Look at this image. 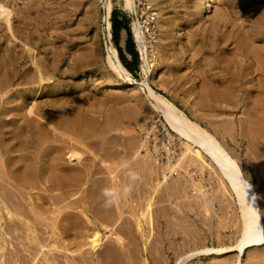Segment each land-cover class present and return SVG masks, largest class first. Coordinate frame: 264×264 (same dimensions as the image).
<instances>
[{"label": "rangeland", "instance_id": "1", "mask_svg": "<svg viewBox=\"0 0 264 264\" xmlns=\"http://www.w3.org/2000/svg\"><path fill=\"white\" fill-rule=\"evenodd\" d=\"M110 2L112 10L116 7L126 13V23L129 24L132 31L130 45L133 46L136 54V64H134L135 69L129 71L133 78L131 83L111 74L112 72L109 71L107 67L108 43L110 40L112 45L115 46V40L112 34V24L110 26L111 36L109 40H107L105 33L104 15L106 12V0H0L2 4L0 12H3L5 9L10 10L9 18L12 28L19 30L27 29L31 34L32 44L35 47H71L70 50L73 53L77 50L78 55L84 54L83 52L87 50V52L91 51L93 53L92 55L96 58V62H93L90 66L85 67L74 75L59 77L60 82L63 83L65 87L57 92L58 99H56V97L54 99L43 97L38 100L41 106L49 107V111L54 113L63 110V108H65L63 104H68L69 101L73 107H76L74 108L75 114L77 113L75 120L77 125H79L78 122L80 123V132H74V134L79 138L78 140H80V142H74L76 146H74V148L76 151L79 149V154L82 153L80 155L82 159L80 158L68 162L67 147L70 140L67 136H65L67 141L65 138H59L58 141L56 140V142L53 144L51 143V145L59 149L62 146L60 149V161L65 165L76 167V169H70L69 171H79L80 169L88 168L91 173H89L88 177L79 179L80 182L78 179H72L74 180V183L70 181L72 184L69 183L70 179L60 178H57V180L51 178L47 181L48 184L44 181L42 182L43 184H39L37 180L31 181L29 183L30 186H28L29 184L26 186L30 189L28 191L26 187L24 189L25 191L22 194L24 200H22V202L24 204L26 203L29 205L31 203L30 205H33L34 202L32 200H34L37 206L36 201L42 200L43 202L38 206L42 210L44 208V210L37 209L38 211H42V215L47 214V216L44 215V217L46 216L47 218L41 216L38 220H34L33 217H29L30 219H27V224L18 225L19 231L17 228L16 230L13 227L9 228L10 230L5 229L7 232L9 230L10 234L4 231V235L6 236L8 234V237H5L3 234L0 235V259L4 261L2 262L0 260V264H11L14 262L20 264V261L19 263L17 261L26 255L27 252L25 248L27 251L29 250V254L27 253L25 256V259L30 261L29 264H38L39 262L41 264L42 261V263L45 264H65L63 263L64 261L67 262L66 264H73V262L76 264L77 260L81 258V255H83L85 251L89 253H87L88 255L85 253L89 258L84 254L80 259L81 262L78 260L77 264L82 263L84 259L90 261L89 263L92 262L91 264H234L238 256L237 250L222 254L198 253L199 250L207 247L235 246L240 237L239 225H241V216L238 205L234 199L235 194L224 175H222L215 165L212 164L214 169H210L205 163L202 164L203 162H200V159L197 161L192 155V157L188 155L190 156L188 159L184 158L185 163H189L188 167L190 173L193 174L194 181L199 182L197 185H202L203 189L207 191L206 202H209L208 204L206 202H199L201 200H199L200 198H197L196 195V188L198 186H193L194 184L191 182L188 186L186 185V179L191 177L190 174L187 173L185 163L179 166L180 168H177V172L174 171L173 173L171 172L170 175L168 174L171 178H169L168 183L162 185L156 192L152 191L154 190L155 184L158 183V180L160 181L163 179L165 174V169L163 167L167 161L165 158L164 161L157 159V161H154L150 156H153L151 151L144 149L142 143L143 128L147 123L154 120L159 122L158 119H160V121L164 123H166V120L161 112L153 109L151 105L152 101L143 92L142 85L148 83L157 93L173 101L190 118L208 129L229 155L237 160L246 179L254 185L258 198L262 197L259 198V200L264 219V137H262V139L260 137V134L263 136L262 131L264 130V111L262 113L260 112V114L259 111H256L260 115L259 119L257 118L258 114H256V112L254 113L249 110L252 112L249 113L247 111L248 106L251 107L253 101L255 102L257 99H260L258 94H256L258 93L256 91V81L245 84L251 89H255L253 92L246 94L243 88L238 86L235 78L241 72L239 64L241 63V56H238V53L240 55V51L243 48L238 46V41L244 36V33L246 36H252L253 33H251V29L258 28L260 30V37L253 42V44L258 50L262 51L264 49V0H213L212 11L206 14H202L199 0H130L131 3L129 4H127V0H110ZM145 3H150L154 7L153 11L158 12L155 21L152 23L154 24L153 27L155 30V35L152 37L146 31L148 9H146ZM112 10L108 16L110 22ZM6 16V12L0 15V51L2 52L4 48L10 46L17 47V52H19L20 49L18 47H23V43L15 39L10 31L7 30ZM159 17L161 18L160 21H158ZM135 20L138 22L137 28H135ZM8 39H11V44L7 43ZM126 39L127 31L122 29L116 40L124 49L125 56L132 62L135 60V56L127 52ZM224 41L226 42L224 43ZM234 48L238 49L235 50ZM145 49L149 55H153V53L156 52V54H154L155 59L152 61L154 62L152 70H150L142 58V51H145ZM232 51L235 53H232ZM68 61L69 60H67V62ZM67 62L62 64L63 68L64 66L67 68ZM142 65L146 67L145 70L142 69ZM107 82L112 83V86L104 85ZM218 82L219 84H217ZM227 84L236 87H233V94L230 95L232 99L230 102H220L221 100L218 99L217 93L222 91ZM218 86L221 87L218 88ZM254 95H257L256 98ZM58 96H60V98ZM64 96L66 97L64 98ZM61 98H63L64 101L59 100ZM221 103L223 105L225 104V106ZM191 106L192 108H189ZM140 113H142L141 117H139ZM248 114H250L249 117H247ZM251 115L253 118H250ZM8 116L7 118H11V114ZM254 118H256V124H253ZM246 119H248V121L250 119L251 123ZM260 119H262V121H260ZM262 122L263 124H261ZM248 124H251L250 127ZM257 124H259V126ZM13 125L14 124H9L6 128L14 130L16 125ZM255 125H257V128H254L256 127ZM261 125L263 128H261ZM103 127H106L105 131L101 129ZM251 127H253V129ZM259 127L262 130H260ZM98 129L102 130L104 133H100L99 135L98 133L101 131H98ZM16 130H19V128ZM85 130H88V132H86L87 135H84ZM251 131L255 133L253 134ZM250 133L253 134L252 136L257 142L249 135ZM82 135H84V139ZM89 135L90 139H88ZM92 135L94 138H91ZM175 135L178 134L175 133ZM178 137L180 136L178 135ZM181 140L182 139H180V141ZM85 141H89L88 144L85 143ZM253 141L257 147L260 145L263 148L258 147V149L256 146L254 147V143H250ZM149 150H151V148ZM183 150L184 146L182 143L180 151L182 152ZM259 151L261 152L259 153ZM137 152H139V154ZM248 154L251 156L250 158ZM86 155L88 157H86ZM259 156L262 158H259ZM178 157L175 159L176 161ZM261 159L262 162H259ZM175 160L174 163H176ZM253 160L255 161L252 162ZM81 161H84L86 164L84 165ZM153 163L155 165L156 163L160 164L161 167H154ZM254 163L255 165L259 164V166H255ZM77 164H80L82 168ZM105 168L109 170L107 171ZM93 170L97 172H94V175L92 173ZM110 171L112 173L111 176V173H109ZM0 178V180L4 182H0V186L4 185L5 187L7 182L3 177ZM85 180L86 182L84 183ZM75 181L80 184L77 185V183L75 185ZM67 183L68 186H66ZM58 184L60 187H63L64 184L65 190L64 188L61 189L62 187L60 188ZM42 185L47 187L44 188ZM8 187H5V190H8ZM32 187L33 189H31ZM40 187H43L42 189H44V191L40 189ZM48 188L50 190L52 189L51 192L54 194H52ZM71 188H74V190ZM76 188L79 191L75 190ZM225 190L228 193H226ZM14 191H16V189ZM72 191L77 192L74 193ZM229 191H231V195ZM25 193L27 195L24 197ZM55 193L58 196L60 194V196L58 197ZM65 194L67 195L65 196ZM34 196L39 199L37 198L36 200ZM77 196L78 200L76 199ZM80 196L83 198V201H81L82 199ZM194 196H196L197 200H194L196 199ZM54 197L58 200L65 198V201L60 200L59 203H57L58 200ZM231 197L232 199H230ZM44 200L48 203L44 202ZM48 200H50L51 203ZM64 202L66 203L63 204ZM67 203H69V205ZM85 203L87 205V214L92 219V223L82 221L85 215L80 210ZM148 203L151 204V223L148 224L147 222L149 221L146 222L145 219L141 229L137 227L136 221L134 220L138 218L140 213L146 211ZM70 204H73V206ZM51 205L53 207H51ZM56 207L59 208L57 209ZM63 207L66 210H64ZM71 208H73L74 211L71 210ZM49 209L51 210L49 211ZM94 209L98 211L96 212ZM69 210L72 215L69 214ZM59 211L62 212L60 213ZM113 211H116V213L119 212V215L115 212L113 213ZM75 212L76 214H74ZM31 214L33 215V213ZM48 214H55L56 216H54L53 219V215L51 217ZM114 214L117 216L113 219ZM107 215L111 217H107ZM118 216H121L119 220H117ZM69 217L71 220L67 222ZM45 219L46 221L48 219L51 225L47 223ZM39 220H42V223H40ZM56 221H58V223ZM70 221L81 222L82 228L79 226L78 230V227L74 226L73 222L71 226V223L69 224ZM55 222L59 227L62 226V228L56 227L57 224L55 226ZM117 222H119L120 225L116 224ZM1 223L2 221L0 224ZM29 223L30 225L28 226ZM31 225L34 226L31 227ZM48 225L50 226L47 227ZM113 227L114 229L112 230ZM0 228L3 229L5 227ZM83 228H87L88 230L85 229L84 231ZM11 229L14 231H11ZM35 229H39L40 231H36ZM54 229L55 231H53ZM72 229H74L73 232H70ZM93 230H97L102 236L100 249L98 248L96 251H92L87 250L89 248H85L86 250H84V246H80L83 249L81 250L83 253L80 252L81 248L76 245H81L85 237ZM22 231L30 235L26 236L25 232L22 233ZM32 231L34 232L32 233ZM81 231L83 235L79 234ZM20 232L22 236L21 234L19 235ZM53 232L55 234L57 233L58 236H51ZM31 234L41 235L39 237L40 242L39 239L33 240L32 237L34 235L32 236ZM19 236H21L20 239ZM41 237L44 238L42 239ZM73 237H75V239H73ZM5 238H9L8 241ZM114 238H116V240ZM41 239H45V241L41 242ZM70 239H73V241ZM119 239L121 240L119 241ZM11 241L13 242L12 246H10ZM121 241L122 243H120ZM45 242L48 244L52 243V247H45L42 252L38 253L37 249L39 244H45ZM64 242H66V244H64ZM116 243L118 245H116ZM6 244H8L9 247ZM22 244L25 245V248L23 246L24 249H22ZM61 244L67 246L68 249L70 247L72 248L68 250L69 253L70 251L75 252L76 250L75 253L77 255L72 253L74 254L73 256L65 252L67 249L64 250L61 247H56ZM2 246H4L3 250L1 249ZM111 246L114 250L116 247L119 251H113ZM74 247L75 249H73ZM33 248L34 253L32 251ZM55 248V252L59 250L58 252L61 253V255L59 253H57L58 255L56 253L53 254ZM109 248L114 253L109 251ZM6 249L8 252L11 250L9 252L10 255H7ZM12 250L17 254L16 256ZM20 252L24 254L22 257L20 256L22 255ZM50 252L55 258L52 256L50 257ZM107 252H110V255L113 253V255H111L113 257H109ZM32 253L34 256H32ZM4 255H7V257L11 256V259L14 258V262H12L9 257L7 258L5 256V258ZM27 256H29L30 259ZM61 256H64V258ZM75 256L78 258H75ZM1 257H3V259ZM36 257L42 258V261L38 258L37 262ZM71 257L76 260L71 259ZM241 257V264H264V241L260 245L249 247ZM51 258L55 259L54 263ZM58 258L60 259L56 260ZM106 258L107 261L105 260ZM180 258H182L181 261H179ZM7 259L11 262H8ZM87 260H84L86 264L88 263ZM55 261L57 263H55ZM58 261H60V263ZM85 263L83 262L82 264Z\"/></svg>", "mask_w": 264, "mask_h": 264}, {"label": "bare ground", "instance_id": "2", "mask_svg": "<svg viewBox=\"0 0 264 264\" xmlns=\"http://www.w3.org/2000/svg\"><path fill=\"white\" fill-rule=\"evenodd\" d=\"M212 2H213V0H199V5H200V8H201L202 14H206V13L212 11ZM129 3H131L130 0H127V4H129ZM145 4H146L147 9H148L147 12H148V15H149V19H150V16H151L153 21H155L158 12L153 11L154 7L150 3H145ZM1 7H2V4L0 3V8ZM105 8H106V12H105V15H104V25H105L106 37H107V40H109V38L111 36V32H110L111 22L108 19V16H109V14H110V12L112 10V6H111L110 0H106ZM3 12L7 13V16H6L7 30L10 31V33L12 34V36L15 39H17L21 43H23V47H18L20 49L19 52H17V49H16L17 47H10V46L4 48L2 50V52L0 51V177H3L4 180L7 182V184H5V187L9 186L8 190L7 189L5 190L4 185L0 186V222L2 221V223H3V224L2 223L0 224V227H2V228L5 227L3 229L0 228V235L1 234L4 235V233L7 232V230H5V229H9L11 227H13L14 229H16V228L18 229L19 228L18 225L27 224V221H28L27 219H30L29 217H33L34 220L35 219L38 220V218H41V216H43V218H47L46 217L47 214H44V215H46L45 217H44V215H42V211L44 210V208L42 210L38 206V205L41 204V202H43L42 200L36 201L38 207L36 206L35 201L32 200V199L31 200L34 202L33 205H30L31 204L30 202H29L30 203L29 205L26 204V203L24 204L22 202V200H24L23 195H22L24 193V191H25L24 189L31 181L37 180L38 183L41 184L43 181L47 182L51 178H54L56 180H57V178H60V179H67V180L70 179L69 183L73 182L75 179H78V181L80 182L79 179L86 178V177L89 176V173H91V172H89L88 168L80 169L79 171L78 170L69 171L70 169H74V168L76 169V167L75 166L72 167L71 165H65V164H63L60 161V158H61L60 157V154H61V152H60L61 150L60 149H61L62 146L59 149V148L54 147V146L52 147V145H51V143L53 144L54 142H56V140L58 141L59 138H63V139L65 138L66 139L65 136H67L68 139L70 140L69 141V145L67 147L68 148L67 149V154L68 155L66 154L69 157L68 158V160H69L68 162H72L74 160H78V159L81 158L80 155L82 153L79 154L80 153L78 151L79 149L76 151L75 148H74L75 143L80 142V140H78L79 138H77V136L74 134V132H78V131L80 132V126H79L80 123L78 122L79 125H77V122L75 120V116H76L77 113L75 114V109L74 108H76V107H73L71 105V102L69 101L68 104H63L64 107H65V108H63V110L54 113V112H50L49 111V107L41 106L40 105L41 103L38 100H40L43 97H45L47 99H54L56 97V99H58L57 98V94H58L57 92L60 89L65 87V85L60 82L59 77H67V76H70V75H74L78 71L83 70L85 67L90 66L93 62H96L95 56L92 55L93 53L91 51L87 52V50H86V52H83L84 49L82 51L84 54H79L78 55L77 54L78 53L77 50L74 49L75 53H73L70 50L71 47H52V46L51 47H35L32 44L33 41L31 40V34H30V32L27 31V29L26 30H19V29L12 28L11 22H10V18H9L10 10L5 9ZM3 12H0V15H2ZM4 17H5V15H4ZM160 20H161V18L159 17L158 21H160ZM134 24H135V28H137V25H138L137 20L134 21ZM243 29H245V28H243ZM243 29H242V32H243ZM34 30H35V28H34ZM263 31H264V28H263ZM251 33H253L252 36L251 35L250 36H246L245 33H244V36L241 39H239L240 41H238L239 42L238 46L242 47L243 49H241V51H240L241 54L240 55L236 51L238 53V56H241V63H239L241 72L235 78L237 80L236 82H237L238 86L242 87L246 94H249V93L253 92L255 89L254 88L251 89L250 87L246 86L245 84H247L249 82L253 83V81H256V84H257L256 91L258 92L256 94H258V97L260 99H257L255 102L253 101L252 106L251 107L248 106V110L247 109L246 110L249 113H252L249 110L253 111L254 113L256 111H259V114H260V112L262 113L264 111V68H263L264 67V49L262 51L258 50V49L255 48V45L253 44V42H255L257 39H259L260 30L258 28H252L251 29ZM247 35H248V33H247ZM10 40L11 39H8V42H7L8 44L12 43ZM225 42L226 41H224V43ZM108 44H109L108 47H107L108 54H107V60H106L108 70L112 72L111 74H114L115 76L123 78L126 81H128L129 83H131L132 80H133L132 75L125 68V66L122 64V62H121V60H120V58L118 56L117 49L115 48V46L112 45L110 40H109ZM233 44H235V43H233ZM51 45H52V43H51ZM154 47H156V46H154ZM234 49L237 50L238 48H234ZM232 53H235V52L232 51ZM237 53H236V55H237ZM154 54H156V52H154L153 55H149L148 52L146 51V49H145V51H142V58L144 59L145 63L148 65L150 70H152V68L154 67V62H152L153 59H155L154 58L155 57ZM67 60H69V61L67 62ZM65 62H67L66 63L67 64V68H65V66H64V68L62 67V64H64ZM142 69L145 70L146 67L144 65H142ZM217 84H219V82ZM217 84H215V85H217ZM230 84H227L226 86H224L225 88L222 91L217 93L218 99L221 100L220 102H222V101L230 102L231 101L232 97L230 95L233 94L232 92H233L234 85H230ZM104 85L112 86V83L107 82ZM220 87L218 86V88H220ZM234 88H236V87H234ZM142 90L146 94V96L151 99V101H152L151 105H152L153 109L156 110V111L161 112V114L164 116V118L166 120V123L169 125V127L175 133H177L180 136L179 139H182L180 141L181 142V147H182V143H183V146H184V150L182 151V154L178 158L179 160H177L176 163L169 162L167 165H165V167H164L165 174H164V176L162 175L163 179L160 180V181L158 180V183L155 184V187L153 188L154 190H152V191L156 192L157 190L160 189V187H162V185L168 183L169 178H170V176H168V174L170 175L171 172L173 173L174 171H176L179 166H181V165H183V163H185L184 158L188 159V158H190L191 155L195 159H197V161L200 159V162H203L202 164L205 163V165L208 168H210V169L213 168L212 164L215 165V167L222 173V175H224V177L227 180L229 186L231 187L233 193L235 194L234 199H235V202L238 205V209H239L240 216H241V225H239L240 226V228H239L240 237L238 239L239 240L238 243L235 246L231 245V246H228V247H207V248L199 250L198 253H202V254H222V253H226V252H229V251L237 250L238 251V256H237L234 264H241L242 263L241 262L242 254L249 247L260 245L264 241V219H263V215H262V212H261V206H260V200H259V198H262V197L258 198V195H257V192H256V189H255L254 185L249 180L246 179V177L243 174L240 166L237 163V160H235L234 158H232L229 155V153L223 148V146L219 143V141L216 139V137L208 129H206L204 126L199 124L197 121H195L192 118H190L173 101H171L168 98L163 97L160 93H157L148 83H144V85H142ZM252 96H253V94H252ZM256 96L254 95L255 98H256ZM58 97L60 98V96H58ZM65 97L66 96H64V98ZM59 100L64 101L63 98H61ZM69 100H71V99H69ZM73 103H74V101H73ZM236 104H238V103H236ZM230 105H232V104H230ZM223 106H225V104ZM189 108H192V106L189 107ZM52 111H54V110H52ZM10 114H11V118H7V117H9L8 115H10ZM256 114H258V112H256ZM259 114H258V116L255 115V114L254 115L257 116V118L259 119V116H260ZM249 115L250 114H248L247 117H249ZM141 116H142V113H140L139 117H141ZM250 118H253L252 115H251ZM246 120L248 121V119H246ZM85 121H86V119H85ZM247 121H246V123H247ZM253 121H254L253 124L257 123L256 118H254ZM260 121H262V119H260ZM94 122L95 121L93 120V123ZM248 122H250V119H249ZM9 124L16 125L14 130L6 128ZM261 124H263V122ZM94 125L96 126V123H94ZM250 125H249V127H250ZM257 125L259 126V124H257ZM257 125H255L256 127H254V128H257ZM17 128H19V130H16ZM251 128L253 129V127H251ZM261 128H263L262 125H261ZM261 128H260V130H262ZM101 129H104V131H105L106 127L105 128L103 127ZM144 129H145V127L143 128V130ZM83 131H84V129H83ZM92 131H94V130H92ZM98 131H101V132L98 133L99 135H100V133H104L102 130L98 129ZM109 131H111V130H109ZM254 131H255V129H254ZM72 132H73V134H72ZM86 132H88V130L87 131L85 130V134L84 135H87ZM248 132H249V130H248ZM252 132L253 131H251V133ZM262 132H263V136L260 134L261 139H262V137H264V130ZM251 133L249 135L253 138L252 135L255 132H253V134H251ZM84 135H82L83 139H84ZM249 135H248V137H249ZM92 137H93V135L91 136V138ZM88 139H90V135H89ZM66 141H67V139H66ZM59 142H61V141H59ZM88 142L85 141V143H87V144H88ZM64 143H65V141H64ZM250 143L253 144L254 141L250 142ZM141 146H142V144H141ZM255 146H256V144L254 143V147ZM258 147H262V146L259 145ZM258 149H257V151H258ZM80 151H81V148H80ZM261 151H262V149H261ZM261 151H259V153ZM137 153L139 154V152H137ZM138 154H136V155H138ZM250 154H251V152H250ZM188 155H190V156H188ZM231 155H233V154H231ZM143 156H140V157L142 158ZM63 157H65V156H63ZM86 157H88V156L86 155ZM248 157L250 158L251 156L249 155ZM259 158H262V157L259 156ZM259 158H258V160H259ZM253 159H254V157H253ZM63 161H64V159H63ZM254 161L255 160H253L252 162H254ZM81 162L84 163V161H81ZM259 162H262V159ZM186 163H185V165H186L187 173L190 174V177H191L189 179H186V185L188 186L190 184V182H191V183L194 184L193 186H196V187L198 186L196 188L197 198H200L199 200H201V201H199V202L205 203L206 202V198H207V191L205 189H203L202 185H200V184L197 185V183H199V182L194 181V178L192 176L193 174L190 173V169L188 167L189 163L188 162H186ZM85 164L86 163H84V165ZM77 165H79V167H81L80 164H77ZM254 165H255V163H254ZM200 166H201V164H200ZM255 166H259V164L258 165L256 164ZM86 167H89V166H86ZM106 170L108 171L109 169H106ZM94 172H96V171L93 170V172H92L93 175H94ZM109 173H111V171ZM111 175H112V173L110 174V176ZM72 179H74V180H72ZM112 179H114V178H112ZM67 180H65V181H67ZM76 181H75V185L78 183V182L76 183ZM0 182L4 183L2 180H0ZM85 182H86V180L84 181V183ZM47 184H48V182H47ZM79 184L80 183H78L77 185H79ZM28 186H30V184ZM31 186H33V185H31ZM58 186H59V184H58ZM64 186L65 185L63 184V187L61 186L62 188L60 186L59 187L61 189H63ZM66 186H68V183H67ZM3 187H4V189H3ZM43 187H40V189H42ZM45 187H47V186H45ZM50 187H52V186H50ZM263 187H262V189H263ZM26 188H27V191L30 189V188L28 189V187H26ZM68 188H70V187H68ZM210 188H211V186H210ZM224 188H225V186H224ZM15 189H16V191H14ZM31 189H33V187ZM71 189L74 190V188H71ZM169 189H171V188H169ZM42 190L44 191V189H42ZM64 190H65V188H64ZM66 190H69V189H66ZM75 190H78V189L76 188ZM81 190H83V189H81ZM49 191L51 192L52 189L51 190L49 189ZM54 191H55V189H54ZM72 192H74V191H72ZM72 192H70V193H72ZM75 192H77V191H75ZM225 192L228 193L226 190H225ZM230 192L231 191H229V193ZM51 193L54 194L53 192H51ZM63 193H64V191H63ZM90 193H92V192H90ZM68 194H69V191H68ZM82 194H83V192H82ZM26 195L27 194L25 193L24 197ZM40 195L43 196L42 194H40ZM40 195H38V196H40ZM66 195L67 194H65V196ZM230 195H231V193H230ZM59 196H60V194H59ZM56 197H54V198L57 199ZM68 197H69V195H68ZM70 197H71V194H70ZM194 197L196 198V196H194ZM34 198H36V197L34 196ZM37 198H36V200H37ZM197 198L194 199V200H197ZM55 199H54V201H55ZM64 199L61 198L60 200L61 201L62 200L65 201ZM76 199L78 200V196H77ZM81 199H82L81 201H83L82 197H81ZM90 199H91V197H90ZM230 199H232V197ZM60 200H58L57 203H59ZM74 200H75V198H74ZM48 201H50V200H48ZM44 202H46V200H44ZM46 203H48V202H46ZM50 203H51V201H50ZM65 203L66 202H64L63 204H65ZM69 203H72V202H69ZM69 203H67V204L69 205ZM73 204H70V205L73 206ZM47 205H49V204H47ZM150 206H151V204L148 203L146 211L140 213V215L138 216L137 219L135 218L136 220H134V221H136V225H137L138 228L142 229V227L144 225V222H145V219H146V222L149 221V222H147L148 224L151 223L150 222V220H151ZM51 207H53V206L51 205ZM37 208H39L42 211H40V210L38 211ZM41 208H42V206H41ZM98 208H100V207H98ZM51 209H49V211ZM64 210H66V209L64 208ZM71 210H73V208H71ZM77 210H78V208H77ZM94 210L96 211V209H94ZM45 211H46V209H45ZM69 211H66V212H69ZM80 211L86 217V220H85V217L82 216L84 218V220H82V221H85L86 223H92V219L87 214V205H86V203L83 204V207L81 208ZM116 211H113V213L114 212L116 213ZM4 212H5V215H4ZM47 212H44V213H47ZM59 212H57V213H59ZM31 213H33V215ZM51 213H53V212H51ZM107 213H108V211H107ZM107 213H105V214H107ZM55 214L54 215L52 214L53 215V219H54V216H56ZM69 214H71V211H70ZM74 214H76V212ZM116 214L119 215V212H117ZM116 214H114L113 219L116 218L115 217V216H117ZM52 215H49V216L52 217ZM60 215H62V214H60ZM98 215H100V214H98ZM79 216H80V214H79ZM109 216L107 215V217H109ZM57 217H58V214H57ZM75 217H76V215H75ZM119 217H121V216H118L117 220H119ZM59 218H61V217H59ZM1 219H3L4 221L1 220ZM53 219H51V220H53ZM76 219H77V217H76ZM65 220H62V221H65ZM69 220H71L70 217L67 220V222ZM45 221H46V219H45ZM58 221H60V220H58ZM58 221H56V222L58 223ZM120 221H121V218H120ZM46 222L49 223V224L51 223V222H48V219H47ZM56 222H55V226L57 224ZM72 222L74 223V226L78 227L77 229L79 230V226L81 227L82 223L79 222V221L78 222L77 221H72ZM72 222L71 221L69 222V224L71 223V226L73 224ZM40 223H42V220L40 221ZM52 223H54V222H52ZM106 223H107V221H106ZM116 224L120 225L119 222H117ZM29 225H30V223L28 224V226ZM50 225H48L47 227H49ZM100 225H101V223H100ZM32 226H34V225H31V227ZM55 226H54V228H55ZM37 227H35V228H37ZM56 227H59V225L57 224ZM69 227H70V225H69ZM114 227L112 228V230L114 229ZM52 228H50V229H52ZM59 228H62V226L59 227ZM55 229L53 231H55ZM74 229H72V231H70V232H73ZM77 229H75V230H77ZM83 229H82V231H83ZM85 229H87V228H85ZM85 229H84V231H85ZM9 230H8L7 233H9ZM31 230H33V229H31ZM31 230H30V233H31ZM35 230L37 231L39 229H35ZM87 230H86V232H87ZM11 231H14V230L11 229ZM18 231H19V229H18ZM59 231H60V229H59ZM64 231H66V230H64ZM82 231L79 234H81ZM23 232H25V231H22V233ZM28 232H29V230H28ZM33 232L34 231H32V233ZM41 232H42V229H41ZM51 232H52V230H51ZM22 233L20 232L19 235L21 234V236H22ZM62 233H63V230H62ZM88 233H89V231H88ZM25 234H26V232H25ZM27 234H26V236L30 235L29 233H27ZM49 234H50V232H49ZM7 235L6 236L4 235V236L8 237ZM14 235H15V233H14ZM31 235L33 236L34 234H31ZM55 235H57V233L55 234L53 232L51 236H55ZM60 235H61V233H60ZM81 235H83V234H81ZM21 236H19V239L21 238ZM40 236L41 235H39V234L38 235L35 234L32 237V239L33 240L39 239V242H40V238H39ZM11 237H12V235H11ZM47 237H45V238H47ZM14 238H15V236H14ZM14 238H12V239H14ZM41 238L43 239L44 237H41ZM116 238H114V239L116 240ZM5 239L8 241L9 238H5ZM27 239H29V238H27ZM42 239H41V242H44L45 239L44 240H42ZM73 239H75V237H73ZM73 239H70V240L73 241ZM64 240H67V239H64ZM120 240L121 239H119V241ZM27 241H31V240H27ZM50 241H49V243H50ZM81 241H83V240H81ZM119 241H117V242H119ZM46 242H45V244H39L38 249H37L38 253L42 252L45 249V247L48 248L49 246H51V244L53 243V241H52L51 244H48ZM66 242H64V244H66ZM71 242H69V243H71ZM76 242H74V243H76ZM114 242H116V241H114ZM12 243L13 242L11 241V245L10 246H12ZM54 243H55V240H54ZM56 243H58V242H56ZM120 243H122V241ZM3 244H4V242H3ZM8 244H9V242H8ZM8 244H6V245H8ZM23 244H22V249L25 248V245H23ZM64 244H61L60 246L59 245L58 246L55 245V246L56 247H61L64 250L67 249V251H65V252L68 253V254H72V253L76 252V250H75V252H71L70 251V253H69L68 250L71 247L68 249L67 246H65ZM101 244H102V236H101V234L97 230H93V231H91L90 234H88L85 237V240L81 243V245H79V246L76 245V246L77 247L84 246L83 247L84 250H86L85 248H89L87 250L96 251L98 248L100 249ZM116 245H118V244L116 243ZM23 246H24V248H23ZM71 246H72V244H71ZM8 247H9V245H8ZM27 247H29V246H27ZM75 247L73 249H75ZM13 248H11V249H13ZM80 248H79L80 252L83 253V251H81V250H83L82 247H80ZM143 248H144V246H143ZM1 249L3 250L4 246H2ZM14 250H15V248H14ZM14 250H12V251L14 252ZM33 250H34V248L32 249V251ZM35 250H36V248H35ZM55 250H56V248L54 249V253H53V249H52V253L53 254L59 253L58 252L59 250H57L56 252H55ZM116 250H118V249H116V247H115V250L113 248V251H116ZM10 251L11 250H9V252ZM19 251H21V250H19ZM25 251L28 253L29 250L27 251L26 248H25ZM109 251H111L110 248H109ZM113 251H111V252H113ZM9 252L7 250V253H8L7 255H10ZM30 252H31V250H30ZM60 252H61V250H60ZM195 252H197V251H195ZM195 252H193V253H195ZM20 253H18V254H20ZM27 253H26V255H27ZM33 253H34V251H33ZM33 253H32V256H34ZM52 253L49 254L50 257L52 256ZM85 253L87 254L88 252L85 251ZM113 253H111V255H113ZM21 254L22 255H20V256L22 257L24 254L23 253H21ZM59 254L61 255V253H59ZM78 254H80V253H78ZM108 254H109V257H113V256L110 255V252ZM115 254H117V253H115ZM7 255H4V257L5 256L7 257ZM14 255L16 256L17 254L14 252ZM72 255L74 256V254H72ZM72 255H70V256H72ZM75 255H77V254L75 253ZM83 255H81V258H82ZM25 256L20 258V260H18V261H17V258H16V261L18 263L20 261V264H29L30 261L26 260ZM30 256H31V253H30ZM106 256H108V255H106ZM118 256H119V253H118ZM8 257H9V259H11V256H8ZM12 257H13V255H12ZM27 257L29 258V256H27ZM45 257H47V256H45ZM52 257H54V256H52ZM61 257L64 258V256H61ZM76 257L77 256H75V258ZM109 257H107V258H109ZM1 258L3 259V257H1ZM36 258H35V261H36ZM38 258H40V257H38ZM38 258H37V262H38ZM54 258H51L53 260V263H54V260H55ZM60 258H58L56 260H59ZM75 258L71 257V259H75ZM107 258L105 259L106 261H107ZM182 258H180V260L179 259L178 260L181 261ZM9 259H7L8 262L10 261ZM13 259L14 258L11 259L12 262H14ZM80 259H78L79 262H81ZM114 259H116V258H114ZM39 260L42 261V258H40ZM64 260H66V259H64ZM78 260H77V262H78ZM84 260H87V259H84ZM84 260L82 261V263L83 262L85 263ZM46 261H47V259H46ZM2 262H4V261H2ZM42 262H41V264H45V263H42ZM58 262L60 263V261H58ZM77 262H76V264H77ZM89 262L90 261H88V263ZM103 262H105V261H103ZM15 263L16 262L11 263V264H15ZM55 263H57V262L55 261ZM63 263L66 264L67 262L64 261ZM82 263H80V264H82ZM91 263H89V264H91ZM101 263H102V261H101ZM111 263H112V260H111ZM143 263H144V261H143ZM6 264H8V263H6ZM38 264H40V262ZM73 264H75V263L73 262ZM102 264H104V263H102ZM145 264H147V263H145Z\"/></svg>", "mask_w": 264, "mask_h": 264}, {"label": "built area", "instance_id": "3", "mask_svg": "<svg viewBox=\"0 0 264 264\" xmlns=\"http://www.w3.org/2000/svg\"><path fill=\"white\" fill-rule=\"evenodd\" d=\"M152 23V17L150 16L149 19V15H147L146 31L151 35V37L155 35V30L153 27L154 24ZM158 120L159 122L154 120L150 123H147L145 129L143 130L142 143L144 149H148V151H151L153 156L150 154L149 155L154 161H164L165 158L167 161L165 165H167L169 162L174 163V160L180 155V153L182 154V152L180 151L182 147L178 135H175V132L171 130L169 125L161 122L160 119ZM150 148L151 150H149ZM153 165L154 167H161V165L157 163L156 165L153 163Z\"/></svg>", "mask_w": 264, "mask_h": 264}, {"label": "trees", "instance_id": "4", "mask_svg": "<svg viewBox=\"0 0 264 264\" xmlns=\"http://www.w3.org/2000/svg\"><path fill=\"white\" fill-rule=\"evenodd\" d=\"M111 24L113 26V38L115 40V48L117 49L118 56L128 71H133L135 69L134 64H136V54L133 49V46L130 45V40H132V31L130 29L129 24L126 23V13L122 10L113 8L111 13ZM125 29L127 31V39H126V50L129 54L135 56L134 61H129V59L125 56L124 49L120 46L116 39H118L119 32Z\"/></svg>", "mask_w": 264, "mask_h": 264}]
</instances>
